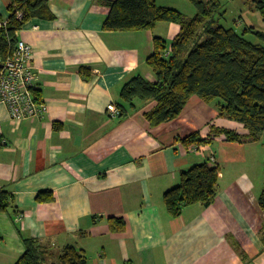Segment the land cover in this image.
Returning a JSON list of instances; mask_svg holds the SVG:
<instances>
[{
  "label": "crops",
  "instance_id": "1",
  "mask_svg": "<svg viewBox=\"0 0 264 264\" xmlns=\"http://www.w3.org/2000/svg\"><path fill=\"white\" fill-rule=\"evenodd\" d=\"M111 1L49 0L53 19H32L17 34L32 47L46 111L15 122L0 104V195L11 200L0 211V264H15L31 239L42 264H60L67 246L87 264H264V182L243 154L252 143L219 133L244 136L243 125L197 96L155 128L144 116L153 101L124 106L123 117L107 110L120 107L121 89L136 75L154 81L146 65L154 38L169 45L179 32L174 23L104 31ZM9 3L0 0V21ZM192 134L212 141L188 151L181 142ZM207 160L220 166L213 203L172 218L164 193ZM110 219L123 230L111 229Z\"/></svg>",
  "mask_w": 264,
  "mask_h": 264
},
{
  "label": "trees",
  "instance_id": "2",
  "mask_svg": "<svg viewBox=\"0 0 264 264\" xmlns=\"http://www.w3.org/2000/svg\"><path fill=\"white\" fill-rule=\"evenodd\" d=\"M158 0H114L106 3L109 12L102 29L108 32L150 30L157 23H174L178 34L170 44L154 38L153 51L146 65L154 75L150 82L140 75L129 80L121 89L119 117L123 107L133 106L137 100L156 103L145 113L151 128L175 120L190 98L197 96L214 101L222 118L237 122L247 130L246 135L219 131L227 142H252L264 131V34L255 33L260 44L246 40L241 34L220 24L222 5L219 0H186L195 9L189 17L179 11L160 7ZM252 10L264 20V0H247ZM49 0H10L7 25L0 30V59L9 53L17 41V34L32 19H53ZM21 13V17L17 13ZM192 134L182 140L186 150L193 144L211 143ZM187 147V148H186ZM197 147V146H196ZM220 166L211 160L181 172L177 186L166 191L163 203L172 218L179 217L185 208L202 204L210 206L216 196ZM11 200L0 195V211ZM264 213V189L258 195ZM110 227L123 230L121 220L110 219ZM60 264H87L82 252L67 246L60 256ZM43 251L35 240L25 241V251L15 264H42Z\"/></svg>",
  "mask_w": 264,
  "mask_h": 264
},
{
  "label": "built area",
  "instance_id": "3",
  "mask_svg": "<svg viewBox=\"0 0 264 264\" xmlns=\"http://www.w3.org/2000/svg\"><path fill=\"white\" fill-rule=\"evenodd\" d=\"M17 16L21 17V13L18 12ZM6 25L7 20L0 21V30ZM32 55V47L17 40L7 56L0 59V104L7 108L11 121L37 118L46 111L36 96L37 79L31 65ZM107 110L112 116L120 115L113 104L108 105ZM188 147L190 151L197 148L193 144Z\"/></svg>",
  "mask_w": 264,
  "mask_h": 264
},
{
  "label": "rangeland",
  "instance_id": "4",
  "mask_svg": "<svg viewBox=\"0 0 264 264\" xmlns=\"http://www.w3.org/2000/svg\"><path fill=\"white\" fill-rule=\"evenodd\" d=\"M222 5L219 22L225 28H231L241 34L245 29L252 28L254 33L247 32L244 37L253 44H260L255 33L264 34V20L259 12L252 10L251 3L247 0H219ZM158 6L179 11L189 17L195 14L194 7L186 0H158ZM249 152H244L246 161L255 165V180L264 182V132L253 140ZM240 153V152H239ZM242 154V155H243ZM243 155V156H244ZM248 159V160H247Z\"/></svg>",
  "mask_w": 264,
  "mask_h": 264
}]
</instances>
